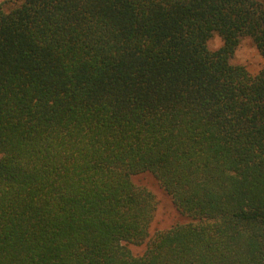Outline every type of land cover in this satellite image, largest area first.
Here are the masks:
<instances>
[{
	"label": "trees",
	"instance_id": "trees-1",
	"mask_svg": "<svg viewBox=\"0 0 264 264\" xmlns=\"http://www.w3.org/2000/svg\"><path fill=\"white\" fill-rule=\"evenodd\" d=\"M6 5L0 264H264V72L230 63L264 0ZM145 174L186 222L150 236Z\"/></svg>",
	"mask_w": 264,
	"mask_h": 264
},
{
	"label": "rangeland",
	"instance_id": "rangeland-1",
	"mask_svg": "<svg viewBox=\"0 0 264 264\" xmlns=\"http://www.w3.org/2000/svg\"><path fill=\"white\" fill-rule=\"evenodd\" d=\"M16 1L17 0H0V4L7 2L6 7L8 8L13 6V3ZM221 45L222 41L216 34H214L207 43L208 49L212 52L219 49ZM230 63L244 66L251 75L264 72V62L253 43L247 38H242L240 40ZM134 183L150 190L155 195V200L157 201L156 215L149 229L150 236L155 235L157 232L167 230L176 224L186 222V219L178 214L170 199L159 188L151 175L145 174L135 177ZM129 249L134 256H139L145 251V244L131 245Z\"/></svg>",
	"mask_w": 264,
	"mask_h": 264
}]
</instances>
